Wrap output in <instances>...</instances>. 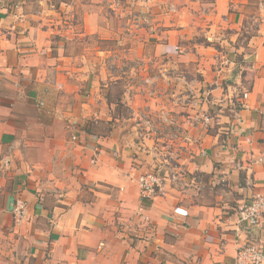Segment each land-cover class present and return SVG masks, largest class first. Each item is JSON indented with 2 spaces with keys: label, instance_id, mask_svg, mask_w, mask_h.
I'll use <instances>...</instances> for the list:
<instances>
[{
  "label": "crops",
  "instance_id": "0c3cea01",
  "mask_svg": "<svg viewBox=\"0 0 264 264\" xmlns=\"http://www.w3.org/2000/svg\"><path fill=\"white\" fill-rule=\"evenodd\" d=\"M115 1L144 5L153 29L154 53L128 58L196 62L200 80L179 87L209 86L210 101H121L134 114L116 118L99 87L118 70L74 50L72 17L61 18L73 7L0 0V159L11 157L0 170V264H234L244 244L264 252V215L253 227L236 217L264 192V0ZM94 19L85 15V35L98 32ZM207 104L209 126L197 121ZM139 110L168 111L180 136L157 118L138 141ZM167 164L185 171L183 185L141 201L138 177ZM16 201L26 204L19 225Z\"/></svg>",
  "mask_w": 264,
  "mask_h": 264
},
{
  "label": "rangeland",
  "instance_id": "374dc122",
  "mask_svg": "<svg viewBox=\"0 0 264 264\" xmlns=\"http://www.w3.org/2000/svg\"><path fill=\"white\" fill-rule=\"evenodd\" d=\"M36 0H30L35 2ZM198 1V0H197ZM66 3L73 7L68 13L61 15L65 17H72L73 28L72 31L77 36V41L74 45V50L77 52L85 51L88 55L90 63L93 68L99 69L101 64L104 63L105 67L117 71L113 77H108L106 82H101L99 91L103 90L109 97L108 100L117 104L114 110V117L122 119H130L133 114L132 110L125 104H121V101L133 102L139 106L149 101H178L179 104L195 105L196 101H203L208 103L210 96L206 95L209 86L204 89V95H201L199 88H183L179 87V83L182 81L186 84H195L196 80L199 81V73L192 72V68L198 65L194 62L192 67H183L184 64L180 62L171 61L169 66L167 61L158 60L152 61L148 59V56H140L137 60H130L127 56L129 52L153 54L155 51L154 45H151L148 40L149 35L153 34V29L150 27L144 19L147 15L145 6L139 4V10L132 8L126 1H109V0H54V3ZM87 16L95 17L97 31L92 35H85L83 32L84 22L83 19ZM152 36V35H151ZM198 40L192 41L193 43ZM190 42V44H192ZM206 46V44H205ZM99 51L109 52L110 56H107L106 61L101 60L100 55H96ZM216 51H221L216 49ZM187 49L182 44H178L175 47L173 53L179 56L187 53ZM87 61V62H89ZM108 61V63H107ZM165 66L170 67L168 72L165 70ZM179 64V68L177 67ZM227 66V65H226ZM174 67V68H172ZM190 71V72H189ZM185 72V73H184ZM188 72V73H187ZM181 73H184L183 75ZM197 75V77L195 76ZM118 79V80H117ZM117 80V81H116ZM229 81L228 78L224 79V82ZM174 83V86L170 88V85ZM230 82H228L229 84ZM108 86L105 88V86ZM231 85V84H230ZM238 94V93H237ZM184 101V102H180ZM198 104V103H197ZM206 109L201 115L197 114V121L209 126L211 120L217 115L215 105L207 104ZM182 107H175V109ZM227 111V108L224 109ZM141 110L136 111V122L138 125V131H147L146 125L142 121L145 116L140 117ZM163 113L168 111L160 110L159 114L155 117L160 118ZM148 115V114H147ZM169 117V116H168ZM171 118V117H169ZM155 122V125L158 122ZM208 120V122H206ZM133 124V122H128ZM162 123V122H161ZM130 130V128H129ZM138 132L136 138L139 139Z\"/></svg>",
  "mask_w": 264,
  "mask_h": 264
},
{
  "label": "built area",
  "instance_id": "2783aa9c",
  "mask_svg": "<svg viewBox=\"0 0 264 264\" xmlns=\"http://www.w3.org/2000/svg\"><path fill=\"white\" fill-rule=\"evenodd\" d=\"M159 120L164 123L166 128L170 129L169 132L172 134V137L178 138L180 136V128L174 119L169 118L167 114L163 113V116ZM142 121L146 125V129H155L156 125L153 119L145 117ZM138 133L139 139L143 140V132L139 131ZM10 159L9 154L0 159V170L7 169L11 162ZM184 177L185 171L180 166L172 164H167L165 169L161 171L156 170L142 174L137 179L139 197L141 201L164 198L167 196L168 190H175L183 185ZM12 213L15 224L19 225L25 217L26 204L22 201H16ZM262 215H264V192L253 194L247 203H244L237 209V224L247 227L256 226ZM234 264H264V252L252 243L244 244L237 249Z\"/></svg>",
  "mask_w": 264,
  "mask_h": 264
}]
</instances>
